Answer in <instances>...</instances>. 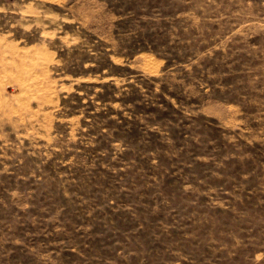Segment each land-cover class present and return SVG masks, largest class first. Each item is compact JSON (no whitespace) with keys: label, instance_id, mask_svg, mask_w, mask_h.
<instances>
[{"label":"rangeland","instance_id":"rangeland-1","mask_svg":"<svg viewBox=\"0 0 264 264\" xmlns=\"http://www.w3.org/2000/svg\"><path fill=\"white\" fill-rule=\"evenodd\" d=\"M0 264H264V0H0Z\"/></svg>","mask_w":264,"mask_h":264}]
</instances>
